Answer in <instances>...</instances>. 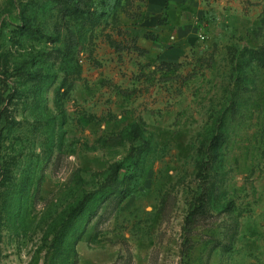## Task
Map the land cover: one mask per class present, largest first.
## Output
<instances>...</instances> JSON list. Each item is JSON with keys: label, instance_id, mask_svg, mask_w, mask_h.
<instances>
[{"label": "rangeland", "instance_id": "rangeland-1", "mask_svg": "<svg viewBox=\"0 0 264 264\" xmlns=\"http://www.w3.org/2000/svg\"><path fill=\"white\" fill-rule=\"evenodd\" d=\"M74 1L0 0V264H264V0Z\"/></svg>", "mask_w": 264, "mask_h": 264}, {"label": "trees", "instance_id": "trees-1", "mask_svg": "<svg viewBox=\"0 0 264 264\" xmlns=\"http://www.w3.org/2000/svg\"><path fill=\"white\" fill-rule=\"evenodd\" d=\"M66 5L64 6L66 11H70L71 15L75 19H80L82 21H88L89 20V11H85L83 8H80L78 5V1L74 0H65ZM167 7H165L166 9ZM165 11V10H164ZM94 14H92L93 16ZM91 16V15H90ZM93 18V17H92ZM161 19L159 20L158 24H160ZM23 28L25 31H32L31 25L30 24H23ZM148 31L144 33V36L146 38L150 39H156L155 37L151 36L150 34H147ZM134 46H137L134 44ZM134 49L137 50L139 47H134ZM139 52H144L143 49H140ZM249 54V58L256 62V64L264 70V46L261 45L255 49H251ZM161 64H165L166 67L172 66L171 63H165L161 62ZM0 122H2V126L4 128H7V126L10 125V122L8 121V116L4 114L3 110L0 109ZM14 122V121H12ZM136 128V125L132 124L131 129L133 130ZM224 140V135L221 131H217L216 136L213 137L208 143H202L200 146V149L202 150L203 154L198 160V172L199 174H203L206 170H209L212 166L211 164L215 161V156L214 154L216 151H214L220 143ZM133 150V149H132ZM127 156L116 160L111 163L109 167V174H108V179L111 181H116L119 176V172H123L124 177L128 175H132L134 173L135 166L133 163H127ZM125 191H122L121 188H117L112 190V194H123ZM86 208V202L85 201H80L78 202L72 209H71V214H80L83 212V210Z\"/></svg>", "mask_w": 264, "mask_h": 264}, {"label": "crops", "instance_id": "crops-1", "mask_svg": "<svg viewBox=\"0 0 264 264\" xmlns=\"http://www.w3.org/2000/svg\"><path fill=\"white\" fill-rule=\"evenodd\" d=\"M147 1L148 2H147L146 10H145V18H144V21L142 22V25L148 29L155 28L158 26V22L162 18V14L164 13V10L166 11L168 9L169 12L170 11L178 12V14H180L181 17H183V15H185V12H182L183 14H181L180 11L185 5L190 4L188 2H191L190 0H147ZM165 7L167 8L165 9ZM145 32L146 31H144V33ZM144 33H143V36L139 38L140 40L147 39L149 40L151 44L158 43V42H154V39L146 38L144 36ZM144 47H145V44H144ZM167 56H168L167 54L163 55V57L165 58Z\"/></svg>", "mask_w": 264, "mask_h": 264}, {"label": "built area", "instance_id": "built-area-1", "mask_svg": "<svg viewBox=\"0 0 264 264\" xmlns=\"http://www.w3.org/2000/svg\"><path fill=\"white\" fill-rule=\"evenodd\" d=\"M201 38H202V39L204 38L203 35H201Z\"/></svg>", "mask_w": 264, "mask_h": 264}]
</instances>
